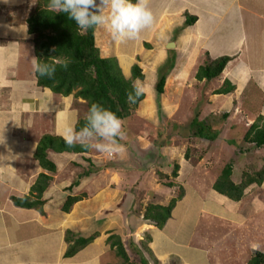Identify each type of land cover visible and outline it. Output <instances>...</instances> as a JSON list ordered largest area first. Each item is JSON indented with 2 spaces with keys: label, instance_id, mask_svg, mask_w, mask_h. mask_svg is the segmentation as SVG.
<instances>
[{
  "label": "crops",
  "instance_id": "1",
  "mask_svg": "<svg viewBox=\"0 0 264 264\" xmlns=\"http://www.w3.org/2000/svg\"><path fill=\"white\" fill-rule=\"evenodd\" d=\"M36 2L0 0V264H114L118 256L107 239L117 229L124 240L133 237L135 245L140 242L135 236L143 239V233L149 234L151 241L147 246L150 251L143 254L151 264L174 261L177 264H208L209 250H193L182 244L176 233L169 232L172 227L168 228V224L176 218L177 206L163 229L143 222L134 210L135 201L131 206L128 202L125 208L122 204L118 206L120 211L113 212L112 208L117 207L116 200L113 201L117 194L110 197L98 180L108 167L96 156L91 158L90 152L62 156L64 153L49 151V157L57 164V172L42 197V210L17 206L12 201V196L30 195L38 174L45 171L34 158L40 138L44 134L63 136L64 121L69 111L72 112L60 108L61 96L40 88L36 82L30 55L34 53L33 43L26 21ZM188 3L195 11L187 7ZM179 9L185 10L184 14L189 12L197 16L195 23L190 25L194 32H189L193 41L204 39L197 51L210 56L214 52L212 58L232 57L221 74L222 79H228L236 86L229 95L237 96L240 87H244L241 98H247V101L253 97L260 99L257 117L264 116V0H186ZM174 12L178 13L177 10ZM204 21L220 26L218 47L210 42L211 38L214 41L213 33H199L198 25ZM29 67L30 72H27ZM98 165L102 166L96 171ZM76 180H80V184L67 190ZM233 180L238 182L234 176ZM80 189L84 199L76 202L70 212H64L62 206L67 196L79 195ZM154 191L144 201L145 205L148 201L166 204L164 197L157 196ZM213 192L208 205L198 208L194 225L199 223L200 215H206L228 226L224 232L229 231L234 239H230V246L217 245L218 257L222 264H246L251 257L250 251H263L264 243H260L263 231L258 236L252 233L256 234L264 227H261L264 225V182L247 187L238 202L214 189ZM215 222H211L212 226L219 228ZM252 224L254 229H249ZM67 231L83 237L98 235L84 249L67 257ZM176 246L185 248L190 255L182 253ZM225 249H229V260ZM246 255L249 256L247 261L243 260Z\"/></svg>",
  "mask_w": 264,
  "mask_h": 264
},
{
  "label": "rangeland",
  "instance_id": "2",
  "mask_svg": "<svg viewBox=\"0 0 264 264\" xmlns=\"http://www.w3.org/2000/svg\"><path fill=\"white\" fill-rule=\"evenodd\" d=\"M184 3L186 0H148V6L155 16V23L134 41L123 43L115 41L104 27H96V43L101 54L104 57H116L127 79L132 78L133 65L137 64L142 68L145 78L136 81L143 83L145 98L130 117L121 119L126 133L125 140L121 141L124 146L122 154L109 155L94 149L89 152L91 158L96 156L99 162L103 166L107 165L109 169L107 173L101 174L98 180L101 188L106 190L110 197L117 194V198L113 199L116 200L114 204L117 206L115 209L112 208L113 212L120 211L118 206L122 204L123 208L127 207L128 202V206H131L132 201H135V211L143 209L144 201H147L146 198L152 194L153 189L155 190L153 193L164 197L167 204L179 193L180 188H183L184 196L176 205V218L168 224V228L172 229H167L170 233H176L177 239L182 240V244L188 245L191 249L209 250L208 264H222L218 257L217 245L230 246V239H234L229 231L224 232L228 226L215 222L206 215L205 217L200 215L199 223L194 225L195 215L198 208L205 207L210 199L212 200L213 180L229 162L234 164L233 176L238 182L246 172L253 174L264 165V149H255L252 145L245 144L243 139L249 126L257 119L261 101L254 97V101L241 98L244 87H240L238 98L229 94H216L215 90L225 81L224 77L221 78L222 75L211 81L197 80L196 71L208 56L197 51L204 39L193 41L189 37L190 30L194 32V28L186 24L185 10L179 9ZM187 7L195 11L189 3ZM175 10L178 13L174 12ZM198 27L201 34L213 33L214 41L211 38L210 42H214V46L218 47L217 34L221 30L220 26L216 22L204 21ZM161 35L165 39H161ZM171 42L176 44L172 48L168 47ZM212 53L211 56H214L215 53ZM30 55L33 63L36 62L35 54ZM28 71L30 72V67ZM27 72L24 73L28 74ZM164 75L167 81L165 90L160 95L156 87ZM250 92L256 96L251 89ZM60 102L62 103L60 108L72 110L64 121V134L66 127L74 128L76 121L85 118L88 108L83 99L59 97ZM61 111L63 110L60 109ZM225 113H228L227 117L224 116ZM193 120L196 123L206 121L212 126L210 133H219L218 138L210 141L193 135L196 129V126H191ZM187 152L190 154L189 159L185 157ZM65 155L73 156L74 153L64 152L62 156ZM76 158L74 157L75 160ZM176 163L180 165V170L178 178L174 179L171 173ZM101 166L98 165L96 171H99ZM160 173L167 174L168 178L161 179ZM75 179L76 176L73 180ZM170 180L175 181L174 187L166 186L165 183ZM80 192L83 193V190H78L79 195L82 194ZM149 203L152 201L146 202V205ZM118 219L116 217V220ZM135 221L134 218L133 223ZM211 222H215L219 228L213 227ZM263 226L262 224L261 227ZM261 229L256 234L251 233L258 236L263 231L260 243H264V227ZM242 234L244 235V232ZM147 236L148 233H143V239L135 236L136 240H140L136 245L144 254L149 249ZM247 236L249 237L248 233ZM131 239L133 240V237ZM262 246L264 252V244ZM176 248L190 255L185 248L179 246ZM228 250L225 249L227 260L231 259ZM129 252L131 253V250ZM253 252L250 251L251 256ZM132 256L139 260L133 252ZM248 257L244 256L243 260L249 259ZM177 263L174 261L171 264ZM114 264H123L122 258L118 257Z\"/></svg>",
  "mask_w": 264,
  "mask_h": 264
},
{
  "label": "trees",
  "instance_id": "3",
  "mask_svg": "<svg viewBox=\"0 0 264 264\" xmlns=\"http://www.w3.org/2000/svg\"><path fill=\"white\" fill-rule=\"evenodd\" d=\"M48 0H37L32 12L26 18L28 30L33 43V51L36 61H59L64 58L70 59L68 67L57 66L56 73L52 79L40 77L34 72L37 85L42 89H48L52 93L70 99H83L89 109L94 102L102 104L104 107L114 112L120 119H126L144 100L145 93L138 99L137 103L130 104L127 95L131 91L133 81L144 79L145 74L142 68L135 64L131 68L132 78L127 79L116 57H104L96 43V27L82 31L77 28L74 21L67 18L66 14H54L47 10ZM186 24L192 25L197 20L196 15L185 12ZM206 61L203 62L196 71V78L199 81H211L219 78L225 70L232 57L223 55L212 58L209 53ZM167 77H161L157 84V92L161 95L165 90ZM236 86L230 80L225 79L223 85L215 90L216 94H229L234 92ZM225 117L228 113H225ZM85 123L82 118L76 122L74 128L79 129ZM191 126H196L193 135L196 137L215 141L219 133H210L212 126L207 122H191ZM61 135L44 134L36 147L34 158L39 165L47 172L38 174L35 183L31 187L30 195L23 197L12 196V201L17 206L26 208L38 207L41 209L44 201L42 197L53 180V174L57 172L56 162L49 157V151L56 153H88L90 149L77 145L73 148L66 147ZM245 144L252 145L255 149L264 148V116L259 115L249 126L243 137ZM186 159L190 154H185ZM233 162H229L213 184V189L218 193L228 197L233 201H240L244 197L245 190L252 184L262 185L264 182V165L253 174L246 172L240 182L233 180ZM180 165L176 163L171 176L178 178ZM89 173V172H88ZM87 172L85 174H88ZM83 175V173L81 174ZM80 175V179H81ZM161 179L168 178L167 174L160 173ZM80 184V180L74 181L67 190L71 191L74 186ZM168 187H174L175 181L170 180L165 183ZM32 196L34 198H32ZM184 189L180 188L179 193L172 197L167 204L149 203L145 207L136 211L141 219L149 224L163 229L177 203L183 198ZM85 195L69 194L62 206L64 212H70L72 206L84 199ZM42 210V209H41ZM141 212V215H140ZM97 233L88 237L76 236L73 232L67 231L66 240L69 247L66 256L71 257L79 250L89 245L97 237ZM147 241L151 237L147 236ZM108 242L118 257L122 258L123 264H151L149 259L135 245L131 238H124L117 232H113L108 237ZM145 243V242H144ZM131 250V253L129 252ZM148 251H150L148 249ZM132 252L139 257L136 259ZM246 264H264V252L254 250Z\"/></svg>",
  "mask_w": 264,
  "mask_h": 264
},
{
  "label": "clouds",
  "instance_id": "4",
  "mask_svg": "<svg viewBox=\"0 0 264 264\" xmlns=\"http://www.w3.org/2000/svg\"><path fill=\"white\" fill-rule=\"evenodd\" d=\"M47 10L54 14H66L82 31L104 27L113 40L122 43L138 39L145 29H150L155 23L148 0H48ZM160 38L165 39L163 35ZM70 62L68 58L55 62L37 60L33 63V70L40 77L52 79L57 66L66 69ZM144 92L143 83L133 81L127 101L137 103ZM84 119L85 123L79 129L65 128L62 138L66 147L79 145L109 155L124 152L121 141L125 140L126 133L122 120L114 112L94 102Z\"/></svg>",
  "mask_w": 264,
  "mask_h": 264
},
{
  "label": "water",
  "instance_id": "5",
  "mask_svg": "<svg viewBox=\"0 0 264 264\" xmlns=\"http://www.w3.org/2000/svg\"><path fill=\"white\" fill-rule=\"evenodd\" d=\"M175 45H176L175 43L171 42V43L168 44V47H171V48H172V47H174Z\"/></svg>",
  "mask_w": 264,
  "mask_h": 264
}]
</instances>
